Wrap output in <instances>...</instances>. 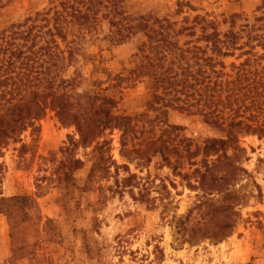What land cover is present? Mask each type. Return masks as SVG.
Masks as SVG:
<instances>
[{
    "label": "rangeland",
    "instance_id": "rangeland-1",
    "mask_svg": "<svg viewBox=\"0 0 264 264\" xmlns=\"http://www.w3.org/2000/svg\"><path fill=\"white\" fill-rule=\"evenodd\" d=\"M56 3L0 0V37L30 25L29 18L41 26ZM118 6L121 16L101 11L97 32L62 74L75 80L89 122L105 119L94 113L103 97L112 99L106 127H82L48 109L0 147V193L29 219L22 224L14 211L9 222L0 214V264H264V136L230 133L192 108L169 107L164 83L152 97L150 82L128 75L140 64L134 55H154L147 45L140 52L148 30L134 28L116 44L109 24H124V33L140 17L154 31L172 25L161 29L163 45L185 51L206 46L202 28L212 33L211 23L221 34L231 23L236 31L250 24L264 34V0H120ZM220 60L230 73L245 57ZM159 65L169 67L170 59ZM219 140L226 143L210 145Z\"/></svg>",
    "mask_w": 264,
    "mask_h": 264
},
{
    "label": "trees",
    "instance_id": "trees-1",
    "mask_svg": "<svg viewBox=\"0 0 264 264\" xmlns=\"http://www.w3.org/2000/svg\"><path fill=\"white\" fill-rule=\"evenodd\" d=\"M56 1V5L43 14L41 26L37 27L36 19L29 18L26 21L30 25L19 26L25 29L15 26L16 30L10 31L9 37L4 32L1 34L0 147L34 125L48 109L56 111L60 119L77 120L86 128L96 122L103 127L108 123L110 113L105 105L112 99L103 97L97 107L100 112L94 113L96 116L102 112L106 118H93L89 122L80 108L78 98L81 94L74 93L75 80L66 79L62 74L78 54L79 46L97 32L102 10L111 17L123 15L118 6L120 0ZM138 19L137 25L127 29L128 33H124V24L109 20L114 26L111 39L116 44L128 41L134 28L148 30L144 31L148 40L140 52L145 53L143 50L147 45L148 49L154 50V55H134L140 64L128 71L129 80H147L153 90L164 83L170 94L169 107L181 104L192 108L210 125H227L230 133L236 129L264 136V34L258 33L256 25L247 24L236 31L231 23L230 30L221 34L211 23L208 26L212 33L202 28L201 39L206 46H194L184 51L176 43H170L173 47H169L170 50L163 45V31L172 25L160 24L154 31L143 17ZM189 29L194 30V27ZM160 49L167 50L160 52ZM230 57H245V60L238 65L232 63L230 73H227L220 58ZM169 59V67H160L161 62ZM155 91L152 97L157 98ZM215 143L223 145L226 141H212L210 145ZM103 145L96 148L101 149ZM96 168H92L90 177ZM14 211L20 214L22 224L29 222L24 208L16 205L13 198L0 193V214L11 222Z\"/></svg>",
    "mask_w": 264,
    "mask_h": 264
}]
</instances>
